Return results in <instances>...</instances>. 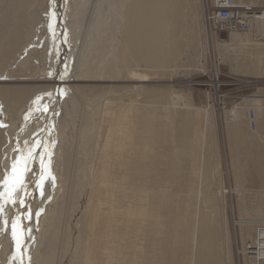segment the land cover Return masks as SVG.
Returning a JSON list of instances; mask_svg holds the SVG:
<instances>
[{
	"label": "bare ground",
	"instance_id": "1",
	"mask_svg": "<svg viewBox=\"0 0 264 264\" xmlns=\"http://www.w3.org/2000/svg\"><path fill=\"white\" fill-rule=\"evenodd\" d=\"M40 1L0 0V52L3 51L0 53V77H6L0 81V181L4 180L6 174H11V165L17 157L28 156L29 152L32 154L22 175L23 186L17 187L11 198L5 185L0 184V192H5V196L0 198V264H57L54 253L58 248L55 250L56 243L55 247L49 243L53 242L55 235V212L64 192V184H55L58 174L55 165L60 154L68 153L66 160L69 162H82L86 158L88 169L91 168L88 171L91 190L84 206V230L87 233L85 250L81 251L83 260L74 261L76 259L72 258L73 264H220V257L227 250L225 242L228 235L221 233L213 213L208 210L217 200L208 193L214 164L211 159H206L203 149L207 142L204 123L211 106L202 109L193 105L188 96L184 99L178 93V96L172 95L168 89L147 88L144 84L150 81V77L169 71L181 58L185 49L184 38L188 39L189 46H193L194 35L187 33L184 22L188 17L186 7L189 0L110 2L115 12L110 18L111 23L103 25V18L97 23L101 33L96 32L100 37H105L111 29L109 32L112 31L113 41L104 57L103 44L96 38L95 56L91 62L88 60L87 65L83 57L94 50L88 30L90 24L96 21L101 0H81L80 15L77 13L79 16L77 19L74 17L72 23L69 19H72L73 10L68 13L71 0H62L60 8L56 7L59 16L54 17L55 12L48 16L45 48L36 52L31 41L35 36V27H39L35 8L41 4ZM212 2L257 9L252 13L253 18L247 20V28L243 31L224 29L215 19L214 7L210 19L219 26L220 31L230 33L228 38L229 44L234 47L233 53L238 46H247L246 37L249 36L257 44L250 47L264 53V13L261 12L264 7L252 5V0ZM73 4L77 11L79 4ZM73 24L75 28L70 31ZM57 39L60 45L56 51L54 41ZM77 39L81 40L83 48L80 47L74 60L72 47ZM29 43L32 49L28 48ZM34 45L38 47V43L36 45L34 42ZM5 55L19 63L13 60L7 62L3 59ZM48 59L50 62L63 59L62 68L54 73ZM200 67L207 71L205 60ZM246 70L256 71L255 63L247 65ZM212 71L216 79L217 72L214 68ZM122 78L129 83L127 86L113 84ZM44 82L49 85L45 86ZM50 88L52 91H47ZM57 90H63L67 97L61 104L57 99ZM40 91L52 94V99L47 103L46 98H41L39 102ZM88 95L93 96L85 97ZM127 96L133 98L134 105L126 103L124 97ZM71 98L75 99L79 108L86 110L85 115L76 118L75 122L78 124L80 121L81 137L85 143H90L84 149L76 148L78 145L73 146L72 141L62 146L63 136L57 135L60 123L64 121V125L67 123L66 132L73 134L65 107ZM252 101V105L246 108L248 111L244 109L234 118L226 119V130L233 134L230 146L233 150L234 189L229 186L225 149L224 173L228 195L237 194L239 216L244 214L245 198L238 185L264 187V96ZM234 110L228 116H232ZM48 123H52V128L55 126L53 139ZM249 123L257 128L251 135V141L245 138L249 133L246 129ZM191 131L192 144L187 146L184 136ZM170 143L172 147L167 155L166 147ZM88 145H92L91 156ZM228 150L230 152L229 146ZM187 166L193 179L186 177ZM176 172L179 175L171 182ZM76 174L79 175V172ZM177 182L179 189L176 194L168 192ZM229 203L232 224L240 226L244 239L241 245H244L245 240L253 238L250 230L254 231L255 225L264 220V205L257 209L256 217L247 221L241 218L235 220L233 202L230 200ZM40 205L43 208H39ZM35 212H38L37 217ZM13 222L16 224L15 238ZM176 224L179 226L177 231ZM263 224L256 228L253 244L246 243L243 254L239 255L243 257L242 264H264ZM73 225L78 227L75 222ZM171 233H174L173 239L168 241Z\"/></svg>",
	"mask_w": 264,
	"mask_h": 264
},
{
	"label": "rangeland",
	"instance_id": "2",
	"mask_svg": "<svg viewBox=\"0 0 264 264\" xmlns=\"http://www.w3.org/2000/svg\"><path fill=\"white\" fill-rule=\"evenodd\" d=\"M45 1L41 0L40 1L41 4L37 8H35V11H36L35 14H36V16L39 17L38 18L39 24H37V26H39V27H35L36 29L34 28L35 33L33 35H35V36H34V38H32L31 44L33 43L32 47L33 48L35 47L34 49H36V52L37 51L40 52V48H42V49L45 48L46 35H44V34H47L46 30H47V28H48L47 26L49 24V17L54 12H55L54 17L59 16L56 14V12H57L56 7H59L61 5L60 2L62 0H54V2H52V4L54 6L51 4L52 0H45ZM48 1H50V2H48ZM56 1H57V3L59 2V4H57ZM80 1L81 0H77L75 2V0L74 1L71 0V4H70L68 13L71 11V9L73 10L72 11L73 14L71 17L72 19L74 17L77 19L78 16L80 15V11H81L80 7H82ZM102 1H103V3H102ZM110 2H112L114 4V0H112V1L111 0H106V1L101 0L99 2L100 10H99L98 16L94 15L95 19H96V21H95V19H94V21L96 23L95 22L91 23L89 26L90 29L88 28L89 29L88 33L90 32L89 37L92 36L90 43L91 44L93 43L92 47H94V50H92L88 54L86 53V55H84L83 59H85L86 65L88 63V60H90V62H91V59L95 56L94 55L95 54V48L97 46V44L96 45L94 44L95 40L100 39L99 41L101 42V44H103L102 50L105 49L103 52L104 57L107 55V52H108L107 47H109L110 43L113 41L112 31L109 32L111 29L106 32V34L108 33L109 35H107L105 37L103 35L100 37V35L98 33H101L99 30L101 28H99L97 26L98 25L97 23H99V21L101 22V20L103 18L104 19L106 18L108 20L107 21V20L103 19L102 20V21H104V22H102L103 25L107 24V23L108 24L111 23L110 20H112V19H110V18L114 16L115 12L112 10L113 4L112 3L109 4ZM73 3H77V4L80 3L79 5L76 4L77 5L76 6L77 11L74 7L75 4H73ZM50 4L52 7L49 6ZM102 5H103V7H102ZM104 5H105V7H104ZM213 5L214 4H213L212 0H189L188 6L186 7V14L188 13L187 16L189 18L186 17L184 22L186 23V26H187V33L190 32L189 34L193 33V35H194L193 46H191V45L189 46L187 44V43H189L188 39L186 40V38H184L185 49L183 50V54H182L181 58L177 62H175L172 65V67H170L169 71L162 72L161 74H157V75L150 77V81H147L144 84L147 86V88L168 89V90H170V93H172V95H177V93H178V95L183 97L184 99L187 98V96H188V98L190 100H192L193 105H195L199 108H202V109H208L211 106V110L209 112L208 119L204 123V129H206V131H207V142L205 144V147L204 148L202 147V148L204 149L206 159H211V161H212L211 163L214 164V175H210V179L212 181V184L210 185V188L208 189V193L212 197H214L217 201H216L215 205L212 207H209L208 210L213 213L214 218H213V216H212V218L215 219V221L217 222L218 226L220 227L221 233L222 234L225 233L228 235L226 242H225L226 243L225 247L227 248V250L221 255L220 264H239L240 259H241V264H242L243 263V257H241L239 255L243 254L242 251H243V248L246 246V243H248V242L252 243L255 241L256 228L259 227L264 222V220H261L259 223H257L255 225L254 231L250 230L251 235L253 233V238H250L249 240L248 239L245 240V244L241 245V241L244 240V239H242L243 236L241 235L242 231H241V229H239L240 226L238 227V224H236L234 226L232 224V215H231L229 201L231 200L233 202V208L232 209H233L234 219L239 220L241 218L240 220H247L248 221L252 217H254V216L256 217L257 209L260 208L262 205H264V187L260 186V185H256V184H243V183H241L243 185H238V188H242L243 193H244V198H245L244 208H243L244 214H241L239 216L240 212L237 211L239 209V207L237 205V202H238L237 194L232 193L230 196L228 195V193H227L228 184L226 181V175L224 173L225 169H224V153H223V150L225 149L226 150V162L228 161L227 165H228V170H229L228 171L229 186L234 189L235 184L233 182V171H232L233 150L230 146V142H231V138H232L233 134H232V132H231V134H229V132L226 130V127H227L226 126V119L227 118L228 119L234 118V115H237V114L241 113L247 107H250L253 103L252 100L258 99L260 96H264V53H261L260 51L255 50L254 48L250 47V45L256 46L257 44H256V42H254L256 40H254V38L250 39L249 35H248L249 37H246V38H248L247 46L240 45V46H238V49L236 50V52L233 53L234 47L229 44L230 41L228 38L230 33L220 31L219 26L217 24L213 23V21H211V19H210V16L213 13V7H214ZM108 6H110V7H108ZM0 9H2L1 4H0ZM51 9H52V11H51ZM111 14H112V16H111ZM104 16H106V17H104ZM108 16H110V17L108 18ZM187 18H188V20H187ZM72 19H69L71 21V23L75 21L74 19L73 20ZM74 24L70 25V27H71L70 31L74 30V28H75ZM102 24L100 23V25H102ZM79 28H82V25H79ZM83 32H84V30L81 31V33H83ZM103 34H105V32ZM59 35L61 36L62 32ZM33 41L35 42L36 45L38 43V45H37L38 47H36L34 45ZM36 41H37V43H36ZM76 42H75V46L72 47V50H73L72 52L73 53L75 52L73 54L74 60L78 56L81 48H83L80 39H77ZM54 43L56 45V49L54 48V50L57 51L58 45H60V42L58 43V39H57L56 41H54ZM260 43H263V42H260ZM29 44H28V48L31 46V44L30 45ZM76 44H78L79 46ZM101 44H100V47H101ZM42 46H44V47H42ZM56 51H55V53H56ZM0 53H3V51H1ZM3 59L6 60L7 62H10L13 60V62L19 63L16 60H14V58H12L10 56L5 55L3 57ZM62 60L54 59L51 62L49 60V64H51V68H54V70H53L54 73L57 72L58 68L59 69L62 68L63 64L61 65V62L62 63L64 62ZM204 60H205L206 68H207L206 72H204L200 67L201 63ZM257 61H259V62H257ZM252 63H255L256 71L246 70V66L247 65L249 66ZM213 68L217 72L216 79H214L212 74H211L213 72L212 71ZM6 72H7V70H6ZM151 78H153V79H151ZM4 79H6V77H0V81H3ZM7 81H9V80H7ZM247 81H248V83H247ZM18 83H20V82H18ZM51 83L53 84L55 82H51ZM113 84L120 87V86H127L129 83L125 82L124 78H122L121 80L114 81ZM44 85L47 86L49 84H48V82H44ZM54 88H52V89H54ZM47 91L51 92L52 90L50 88V89H47ZM40 93H41V96L42 95L43 96L42 97L40 96L39 102H40L41 98H43V99L46 98L47 103L49 102L50 98L52 99V94L47 93V92L43 93L41 91H40ZM56 93L58 95L57 99L60 101V104L62 102L66 101L65 99L67 97L65 96L66 94L64 93L63 90H57ZM185 95H186V97H184ZM90 96H93V95H88L85 97H90ZM124 98L126 99L125 101L127 104H129V105L135 104L132 97L127 96ZM77 100H78V98H77ZM69 101L67 102V105L65 106L66 107V116H67L68 122L71 124V126H73L72 127L73 128V134H68V132H66V131H68L66 129L67 123H66V125H64V123H65V121H64L63 123L62 122L60 123V127L58 128V131H57V135L63 136L62 142L60 140L62 146L66 145L67 143L72 141L71 144H74L73 146L78 145V146H76V148L84 149V146H87L88 142L85 143L83 141V138L81 137V134H80L81 129H80V127H78V126H80L79 125L80 121L78 122V124L75 122H76V118H78V117L80 118L81 116L85 115L86 110H84V108L81 109V107L79 108L76 104L75 99L73 100V98H71V100L69 99ZM44 102L45 101H43V103ZM79 102L82 104L81 100ZM233 108L235 109L233 115L228 116V114L231 113ZM80 110H82L81 114L79 113V112H81ZM212 116L214 119L213 121H211ZM191 118H194L193 115H191ZM74 125H76V127H74ZM250 125H251V123H249L250 128L248 127V125H246V127H247L246 129L248 130L249 133L245 135V138L249 141H251L250 139H251L252 133H254L257 129L256 127L253 128V126L252 125L250 126ZM43 127H46V126H43ZM47 127L49 130L51 128L52 132L50 131L51 132L50 134L53 135L52 136V139H53V137H54L53 131L55 130V126H54V128H52V123H48ZM62 130H64L63 133H61ZM91 133H92V129H91ZM192 138H193L192 131L189 135L184 136V141H185L187 146H191ZM88 144L90 145V143H88ZM228 146L230 147V152L228 150ZM170 147H172V143H170L168 145V147H166L167 155L169 154V148ZM91 148H92V145H91V147L89 146V150H88L89 156H91V154H93V152H91ZM67 156H69V153L64 154V155L60 154V159L57 161V163H56L57 165H55L56 171L58 172L57 177H56L57 183H55V184L56 185H58V184L60 185L62 183L64 184V187H63L64 192L62 193L63 197L61 195V198L58 201L59 205H57L56 212H55L56 223L54 225L55 226L54 228L56 231H55V235H53V238H52V241L54 243L53 242L49 243V244H53V247H55L54 245L56 243L55 250L57 248L59 249V250L57 249L54 253L55 260L57 261V264H68V262L71 261L72 258L76 259L74 261H79L80 259L83 260V257L81 256L83 254V252L81 253V251L85 250V244L84 243L86 242V238H87L86 230H84L85 229V220H86V214H85V207L84 206L86 205V203L89 199V194H90V190H91L90 179H89L90 172H88V171H91V168L88 169L89 168L88 160H86V158L82 162L76 161V160L69 162L68 160H66ZM246 158L250 159V157H246ZM79 162L82 165H80ZM186 162H187V159H186ZM71 163L72 164L74 163V164L72 165ZM187 165H188V162H187ZM78 167H80V168H78ZM84 169L86 170V172ZM78 172H79V175L76 174ZM77 175H78V177H77ZM178 175H179V172H176L175 175L172 176L170 181L171 182L174 181ZM66 177H67V180H66ZM186 177L193 179L190 167H188V166L186 167ZM206 179H208V178H206ZM230 181H231V183H230ZM75 182L76 183L78 182V183L75 184ZM86 183H87V185H86ZM71 188L73 189V191ZM80 188L83 190L81 191ZM178 189H179V184L177 182L174 184L173 187H171L169 189L168 192H172V193L176 194ZM81 192L84 193V194L82 193V196H81ZM64 195H66V196H64ZM67 196H69V197H67ZM71 196H72V198H71ZM171 197L174 198V196H171ZM64 198H66V199H64ZM70 199H72V200L70 201ZM42 206L40 205L39 208H43ZM200 206L203 208V201H201ZM67 207H69V208H67ZM76 207H78L79 209ZM74 208L76 209V212H75ZM71 212H72V214H71ZM74 213H75V216L73 215ZM34 215H35V217H37L38 212H35ZM76 218L78 219V221ZM70 220L72 222H70ZM73 222H75V225L77 224L78 227H75L73 225ZM38 223H37V226H38ZM79 224H80V226H79ZM34 225H36V224H34ZM82 227H83V229H82ZM178 229H179V226H178V224H176V230L175 231H177ZM76 232H78V233H76ZM80 233H81V235H80ZM174 233L170 234L171 237L169 239H167L168 241L173 239ZM61 239H64V240L62 241ZM79 239H80V241H79ZM58 241H59V243H58ZM60 242L61 243L63 242V244H64V245L62 244V247H61ZM78 247L80 248L79 250H78ZM247 247H249V245H247ZM72 250H73V252L75 251L74 254H73ZM250 254L253 255L252 253H250ZM250 254H248V256H250ZM71 255H72V257H71ZM69 257H70V259H69ZM78 257H80V258H78ZM73 259H72V261H73ZM72 261L69 264H73L74 262H72Z\"/></svg>",
	"mask_w": 264,
	"mask_h": 264
},
{
	"label": "built area",
	"instance_id": "3",
	"mask_svg": "<svg viewBox=\"0 0 264 264\" xmlns=\"http://www.w3.org/2000/svg\"><path fill=\"white\" fill-rule=\"evenodd\" d=\"M227 2L226 4L222 5L214 4L215 19L226 30H245L247 28V20L253 18L252 13L257 11V9L252 7H244L243 5L235 7ZM261 12L264 13V9L261 10ZM248 248H250V245Z\"/></svg>",
	"mask_w": 264,
	"mask_h": 264
},
{
	"label": "snow or ice",
	"instance_id": "4",
	"mask_svg": "<svg viewBox=\"0 0 264 264\" xmlns=\"http://www.w3.org/2000/svg\"><path fill=\"white\" fill-rule=\"evenodd\" d=\"M31 155H32L31 152H29L28 156L17 157L11 165V174L10 175L6 174L4 180L0 181V184L5 185L7 189V195L9 196V198H11L12 193L17 189V187L23 186L22 175L23 172L27 170V161ZM4 196H5V192H0V198H3ZM12 230H13V236L15 238L16 236L15 222H13Z\"/></svg>",
	"mask_w": 264,
	"mask_h": 264
},
{
	"label": "crops",
	"instance_id": "5",
	"mask_svg": "<svg viewBox=\"0 0 264 264\" xmlns=\"http://www.w3.org/2000/svg\"><path fill=\"white\" fill-rule=\"evenodd\" d=\"M242 1H251V0H242ZM252 3H253L252 5H255L257 7H264V0H252Z\"/></svg>",
	"mask_w": 264,
	"mask_h": 264
}]
</instances>
